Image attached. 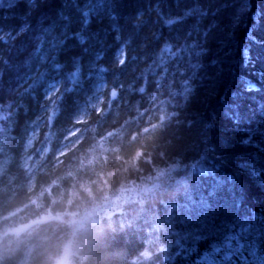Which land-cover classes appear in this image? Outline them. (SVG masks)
Listing matches in <instances>:
<instances>
[{
	"label": "trees",
	"instance_id": "obj_1",
	"mask_svg": "<svg viewBox=\"0 0 264 264\" xmlns=\"http://www.w3.org/2000/svg\"><path fill=\"white\" fill-rule=\"evenodd\" d=\"M61 171L142 186L101 264H264V0H0V210Z\"/></svg>",
	"mask_w": 264,
	"mask_h": 264
},
{
	"label": "clouds",
	"instance_id": "obj_2",
	"mask_svg": "<svg viewBox=\"0 0 264 264\" xmlns=\"http://www.w3.org/2000/svg\"><path fill=\"white\" fill-rule=\"evenodd\" d=\"M95 148L80 158V171L96 163ZM126 191L123 184L115 190L98 187L72 171L29 188L0 210V264H101L97 254L107 223Z\"/></svg>",
	"mask_w": 264,
	"mask_h": 264
},
{
	"label": "rangeland",
	"instance_id": "obj_3",
	"mask_svg": "<svg viewBox=\"0 0 264 264\" xmlns=\"http://www.w3.org/2000/svg\"><path fill=\"white\" fill-rule=\"evenodd\" d=\"M141 187L142 186L140 184L139 185H134V186L126 187L127 191L124 194V199L122 201L117 202V203H120L121 204V203L125 202L126 200H128L129 198H131V196L132 197L135 196L136 195L135 193H137L141 189Z\"/></svg>",
	"mask_w": 264,
	"mask_h": 264
}]
</instances>
